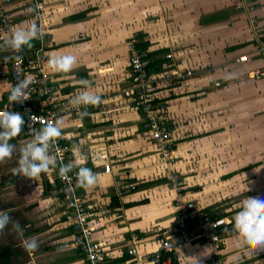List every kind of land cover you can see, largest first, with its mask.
<instances>
[{"label":"crops","instance_id":"obj_1","mask_svg":"<svg viewBox=\"0 0 264 264\" xmlns=\"http://www.w3.org/2000/svg\"><path fill=\"white\" fill-rule=\"evenodd\" d=\"M41 1L49 57H77L67 73H54L46 63L57 98L72 99L85 87L100 96L87 115L81 117L80 109L58 120L71 148L68 163L89 167L97 177L78 193L92 238L104 252L102 264H150L145 255L156 252L159 235L173 229L168 170L189 188L187 199L227 220L218 232V261L264 264V249L253 248L234 223L243 197L264 193V75L253 76L264 74V0ZM29 8L31 0H10L14 30L32 21ZM138 41L148 42L141 50L147 55L161 52L151 88L167 106L172 165L161 159L142 131V115L121 94L130 85L128 45L136 48ZM34 47L33 40L22 49ZM3 57L0 52V108L9 87ZM27 179L23 198L8 203L10 217L25 229L24 235L15 232L21 249L11 244L18 250L14 263L85 264L62 200L49 195L57 186L54 168ZM28 237L37 238L35 250L23 247ZM213 251L197 238L178 245L171 264H209Z\"/></svg>","mask_w":264,"mask_h":264},{"label":"built area","instance_id":"obj_2","mask_svg":"<svg viewBox=\"0 0 264 264\" xmlns=\"http://www.w3.org/2000/svg\"><path fill=\"white\" fill-rule=\"evenodd\" d=\"M10 0H0V41L13 31V20L8 12L7 5ZM31 20L35 21L41 29V35L34 39L35 47L28 51L15 52L8 48H0L4 55L3 65L7 69L9 85L16 84L20 79L31 74L32 83L29 85L30 94L28 99L22 102H8L9 87L6 90V100L0 109L3 111L19 112L24 118L20 133L16 136L19 141H30L34 131L42 128L49 121H57L62 114H74L77 109L71 104V98L58 99L52 87L53 78L46 70V61L49 57L47 34L44 27L43 4L41 0H31ZM128 75L130 85L121 90V94L132 102L134 109L142 115L141 127L144 135L156 146L161 159L166 164L172 162L171 131L169 126V115L166 103L158 100L151 88V75L147 71L149 59L147 52L134 47L133 42L128 45ZM260 52L264 53V42L260 43ZM169 57V56H167ZM190 72L179 73L178 79H183ZM264 75L256 72L254 77ZM99 105V103L97 104ZM97 105H88L86 110ZM70 145H67L63 136L56 138L54 144L50 145L49 152L57 160L55 177L57 186L49 190V195L59 197L63 207L68 214L73 231V245L83 255L85 264H102L104 252L100 243L92 238V230L89 224V214L85 203L78 193L81 188L77 185V172L79 167H74L68 173V179H62L58 174L61 164H68ZM110 171L109 165H104V172ZM94 173V172H93ZM172 190L174 191L173 207L174 220L173 229L170 233L159 235V249L156 252L145 255V260L150 264H171V255L180 244L203 238L213 247V254L209 264H223L214 256L220 243V228L227 224L225 218L212 219L211 216L198 207L195 202L186 198V188H179L177 180L172 179ZM121 192H119L120 194ZM134 254V251H129Z\"/></svg>","mask_w":264,"mask_h":264},{"label":"clouds","instance_id":"obj_3","mask_svg":"<svg viewBox=\"0 0 264 264\" xmlns=\"http://www.w3.org/2000/svg\"><path fill=\"white\" fill-rule=\"evenodd\" d=\"M27 11L31 13L34 9L29 8ZM41 34V29L35 21L26 22L0 41V48L19 52L23 47H31L32 41ZM46 63L54 73H67L77 63V57L72 54H53ZM32 81L33 77L29 74L16 84H10L8 102H22L28 99L29 85ZM70 102L77 109L83 106L84 110L80 111V116L83 117L87 115V106L97 105L100 102V96L85 87L79 90ZM23 124L24 118L21 113L0 112V162L11 157L14 145L9 143V140L20 133ZM60 124L61 121L59 120L49 121L42 128L34 131L33 138L29 142L23 141L27 143L20 150L17 166L12 170L13 174L18 173L32 179L50 167H56V157L50 154L49 148L51 144L55 143L56 138L62 135ZM78 163L83 165V161ZM72 168V163L61 164L58 169L59 176L62 179H68V173ZM76 175L79 187L88 189L96 184L97 177L89 167L80 166ZM11 219L7 212L0 210V230H3ZM234 223L253 248L264 249V193L253 191L244 196L240 206L235 211ZM15 227L17 231H20L19 223ZM22 245L26 250H35L38 247V240L35 237H28L22 241Z\"/></svg>","mask_w":264,"mask_h":264},{"label":"rangeland","instance_id":"obj_4","mask_svg":"<svg viewBox=\"0 0 264 264\" xmlns=\"http://www.w3.org/2000/svg\"><path fill=\"white\" fill-rule=\"evenodd\" d=\"M131 1L132 0H125V4L128 5V3H131ZM146 16L148 15L146 14ZM146 16L144 17V19H147ZM26 143L27 142H23V141L11 143L14 145L13 153L11 157H8L4 161L0 162V210L5 211L8 214H10L11 212V209L8 210L9 209L8 203L15 201V199L17 198L19 199L23 198L22 190H21L22 184H27L29 182V180L24 176L18 173L17 174L12 173V170L17 166L20 150L23 148V146ZM170 149L171 152L173 153V146H170ZM163 166L166 169L169 168L168 165L166 164ZM173 178L177 180V185L179 188H185V185H183L182 181L179 179L180 178L179 175L175 171L168 170V172H166V179H167V185L170 189H172L171 186L173 185L172 184ZM186 189L189 190V188ZM12 221L14 222L13 225L9 221V223L4 227V229L0 230V245H5L6 243H10L14 246L19 245L18 247H20L19 236H17L15 232L24 235L25 232L21 233V229L22 231L23 230L25 231V229L20 227V231H17L15 225L19 222L18 220H14V219H12ZM19 249H21V247Z\"/></svg>","mask_w":264,"mask_h":264},{"label":"trees","instance_id":"obj_5","mask_svg":"<svg viewBox=\"0 0 264 264\" xmlns=\"http://www.w3.org/2000/svg\"><path fill=\"white\" fill-rule=\"evenodd\" d=\"M149 46L147 41H138L136 43V48H138L139 50H147V47ZM164 51V50H163ZM24 53H27L28 50H23ZM165 52V51H164ZM161 52L157 51V52H151L148 54V59H149V65L147 67V71L148 73H151L157 70H160V64L162 62V60H159L158 55ZM164 60V59H163ZM6 100V93L2 99V102H5ZM4 104V103H3ZM3 106V105H2ZM2 108V107H1ZM0 108V109H1ZM18 142V138L15 136L13 138H11L9 140V143H16ZM52 168V167H51ZM54 170L56 171V167L54 168ZM56 173V172H55ZM207 211V210H206ZM212 219H216L218 217L216 216H211ZM229 226V225H227ZM226 226V227H227ZM236 229L238 230L239 228L236 226ZM236 230V231H237ZM18 254V250L15 247H12L11 244L6 243L5 245L1 246L0 245V264H15L14 263V259L16 258V255Z\"/></svg>","mask_w":264,"mask_h":264}]
</instances>
